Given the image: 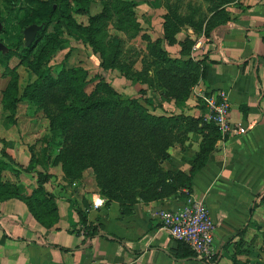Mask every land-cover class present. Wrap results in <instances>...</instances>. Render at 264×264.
Returning a JSON list of instances; mask_svg holds the SVG:
<instances>
[{"label":"crops","instance_id":"1","mask_svg":"<svg viewBox=\"0 0 264 264\" xmlns=\"http://www.w3.org/2000/svg\"><path fill=\"white\" fill-rule=\"evenodd\" d=\"M132 1L136 8L143 7V18L136 20L147 23V33L156 37L165 13L161 0ZM222 9V20L205 33L179 31L178 40L186 35L192 39L187 54H181L179 43L165 50L171 58L204 64L196 85L206 91L223 89L229 122L246 127V132L203 137L201 128L208 121L192 96L175 102L157 89H147L144 97L151 112L181 115L197 128L169 146L168 157L160 161L177 188L155 199L106 204L90 178L67 182L47 170L46 176L53 174L41 182L52 202L47 207L32 197L37 187L34 172L44 171L34 166L18 174L17 196L0 199V264H202L151 217L189 198L204 203L213 223V264H264V0H231ZM136 88L140 86L127 80L124 92ZM0 136L7 157L28 162L19 135ZM21 197L31 198L30 208ZM99 197L101 205L92 208ZM79 211L85 218L84 233Z\"/></svg>","mask_w":264,"mask_h":264},{"label":"rangeland","instance_id":"2","mask_svg":"<svg viewBox=\"0 0 264 264\" xmlns=\"http://www.w3.org/2000/svg\"><path fill=\"white\" fill-rule=\"evenodd\" d=\"M101 1L89 0L88 15H94L101 10ZM226 2V0H161L165 13L166 10L172 12L169 16L173 20L170 19V22L175 24L174 31L169 25L174 41L168 43L163 40V18L161 17L158 34L151 38L147 33L149 28L145 26L147 23L143 22L140 25V22L136 20V18L142 19L144 14L141 12L143 7L136 8L135 3L133 11L138 25H136L137 30H132L133 34L115 30L112 25H95L98 29L91 32L89 39H83L81 34L84 32L83 28L88 25V15L75 13L74 9L78 4L73 0H0V42L7 48L5 53L0 52V135L11 133L19 135L20 149L28 155L27 163H19L7 157L3 148L4 141L0 136V180L11 184L12 193H14L18 174L29 173L34 166H37L44 171L34 172L36 180L47 170L56 171L67 182H77L83 177L90 178L96 192H99L98 195L102 194L105 197L108 193L117 192L115 190L117 185L130 181L128 177L130 171L127 170V166L122 170L119 162L111 158L118 160V155L111 151L112 143L109 144L108 136L112 129L123 123V117L120 114H124L125 111H122L114 102L92 108L72 118L70 129L52 138L48 128L49 118L52 112H55V100L60 96L61 91L58 86L54 89L44 88L43 79L46 74L55 75L60 68L85 70L84 96H90L89 93L96 82L101 81L106 84L105 88H111L120 100L126 101L133 98L154 114L147 108V99L144 97L145 91L152 89L145 82V76L142 82L132 78L140 73L148 59L152 58L148 50L155 52L154 45L147 43H154L161 39L159 47L165 50V46L178 44L180 39V42H183L182 39L189 37L186 35L178 40L180 30L185 31L189 28L193 32L191 23L203 25L213 10ZM44 4H51L53 8V14L48 20L42 16ZM30 20H34L43 27L36 36L34 35L31 46L28 48L29 45H23L22 29ZM177 20L183 23L178 25ZM65 21L68 25L64 24ZM154 25L158 23L155 22ZM150 31H153L152 27ZM48 33L56 34L61 41L54 49L47 48L37 68H33L32 61L38 49V43L42 41V36ZM92 42L99 45L98 49L93 47ZM140 42L143 46H140ZM108 56H113L115 62L112 66L105 67ZM158 69V64L150 65L147 69L148 77L153 79V72ZM76 76L79 77L80 73H76ZM115 78L121 79V82L116 81ZM127 80L137 83L140 88L134 89L131 93L124 92ZM198 88L195 82L188 89L187 95L192 96L195 102L194 91ZM105 92H107L105 89L100 91V93ZM196 105L198 106L197 102ZM14 127L17 133H14ZM95 140L100 149L98 158L90 149L91 143L94 144ZM57 142L59 144H56ZM29 148L35 154L37 162L31 158ZM79 151L87 156L84 166L81 169L76 164L73 168L66 167L65 164L75 160V154ZM29 161L32 164H29ZM78 169L79 175L73 176L72 171Z\"/></svg>","mask_w":264,"mask_h":264},{"label":"trees","instance_id":"3","mask_svg":"<svg viewBox=\"0 0 264 264\" xmlns=\"http://www.w3.org/2000/svg\"><path fill=\"white\" fill-rule=\"evenodd\" d=\"M73 1L78 4L74 9L75 13L88 15L87 4L89 0ZM226 1V3H228L231 0ZM134 3L135 2L132 0H102L101 10L94 15H88V25L83 28L84 32L81 34V37L83 39H89L91 32L98 29L95 25H112L115 30H122L129 34H133L134 32L132 30H137L136 25H138L134 17ZM222 6L223 5L215 8V11L213 10L212 15L207 17L204 26L200 25V23H191L194 32L203 31L205 33L214 22L221 21L222 18H220V15L223 13ZM43 8L42 16L47 18V20L50 19L53 14L52 5L44 4ZM171 13L172 12H169V10H166V13L162 15L163 40H166L168 43L174 41L171 35L172 33L169 31V25H171L172 28L173 25H175L174 22H170V19L173 20V18L169 16ZM177 21L178 25L183 23L180 20ZM31 23L39 25V23L34 22V20H30L24 27ZM64 24L68 25L66 21ZM42 27L43 26L36 31L35 36L42 30ZM42 38L33 56V68H37L41 56L47 48L54 49L61 41L54 33L43 35ZM182 41L183 42L179 41L180 52L181 54H187L191 41L186 38ZM161 42L162 40L158 39L154 43H147L148 45H154L155 52L148 50V54H151L152 58L148 59L147 64L143 66L140 73L135 74L132 78L142 82L145 76V82L150 88L157 89L164 98H172L175 102H181L187 96L189 86L195 83L202 75L204 64H202V62L191 61L189 58L180 59L169 57L165 50L159 47ZM92 45L95 49H98L99 45L97 46L95 42H92ZM30 46L31 44L28 48ZM108 57L109 59L105 61V67L112 66L113 62H115L113 56ZM156 64L159 65V69L153 72V79H150L147 74V69L150 68V65L155 66ZM201 64L202 68L200 66ZM76 73H80V76L77 77ZM85 77V70L60 68L55 75L46 74L43 79L42 84L44 88L54 89L55 86H58L61 91L60 96L58 95L59 97L55 100V112L53 111L49 118L48 128L51 137L55 138L58 133L70 129L72 118L86 113L92 108L114 102L118 104L119 108L125 111V113L120 114V116L123 117V123H120L115 129H112L108 136L110 138L108 140L109 144L112 143L110 146L111 151L118 155V160L114 157L111 158L115 162H119V166L122 170L127 166V170L130 171L128 172L130 181L117 185L115 189L117 192L108 193L107 195L103 194L105 197L100 194L105 198V203L107 204L109 201L113 200L129 204L135 201L136 198L142 200L155 199L168 192L174 191L177 187L168 181L170 180V175L168 172L162 170L160 161L168 157L166 149L169 146L174 143H180L186 131L194 129L195 126L192 125V120L181 115L165 116L151 114L133 98L126 99V101L120 100L117 94L109 87L106 89V84L101 81L96 82L94 88L89 93L90 96H84L83 89L86 84ZM104 89L107 90V92L100 93V91ZM14 95L15 94H13V96ZM123 103L124 106H122ZM195 129L197 128L195 127ZM203 129H205L206 132L203 134V137L205 135H216L218 133L216 127L210 122L204 123L201 130ZM56 144H59V142ZM90 149L94 153V156L98 158L100 149L96 140L94 144L91 143ZM30 150L31 148H29V151ZM30 152L31 158L35 159V162H37L34 156L35 154L32 151ZM75 157V160L68 161L65 166L73 168L74 164H76L79 169H81L84 166L87 156H85L82 151H79L75 154ZM79 169L73 170L72 175L77 177L79 175ZM46 177L45 174H41L37 178V187L32 191V197L49 207V204L52 202L49 197L44 196L41 189V182L45 180ZM11 186V184L3 183L0 180V199L17 196L15 192L12 193L13 188ZM21 198L25 201L27 200L26 202L30 208L31 198ZM78 213L80 214L79 221L84 225V215L80 211ZM88 228L89 231L92 229L90 227ZM178 243L184 247L186 250L185 253L192 254L185 244L181 242Z\"/></svg>","mask_w":264,"mask_h":264},{"label":"built area","instance_id":"4","mask_svg":"<svg viewBox=\"0 0 264 264\" xmlns=\"http://www.w3.org/2000/svg\"><path fill=\"white\" fill-rule=\"evenodd\" d=\"M194 92L198 106L204 111V119L212 123L219 134L236 136L246 132V127L229 122V101L223 89L206 91L198 88ZM97 200L101 203L103 201L100 197ZM101 203L97 205L92 201L91 206L97 208ZM151 217L156 219L159 227L172 240L185 244L198 261L202 264H213L216 254L212 236L213 223L201 200L189 198L180 207L160 209ZM79 229L84 233V225L80 224Z\"/></svg>","mask_w":264,"mask_h":264},{"label":"water","instance_id":"5","mask_svg":"<svg viewBox=\"0 0 264 264\" xmlns=\"http://www.w3.org/2000/svg\"><path fill=\"white\" fill-rule=\"evenodd\" d=\"M40 28H41L40 24L38 25V24L31 23L22 29V39H23L24 46L30 45V43L34 39V35L36 31L39 30ZM6 51H7V48L5 47V45H3V43L0 42V52L5 53Z\"/></svg>","mask_w":264,"mask_h":264},{"label":"clouds","instance_id":"6","mask_svg":"<svg viewBox=\"0 0 264 264\" xmlns=\"http://www.w3.org/2000/svg\"><path fill=\"white\" fill-rule=\"evenodd\" d=\"M96 203H97V205H99L101 203V201L97 200Z\"/></svg>","mask_w":264,"mask_h":264}]
</instances>
